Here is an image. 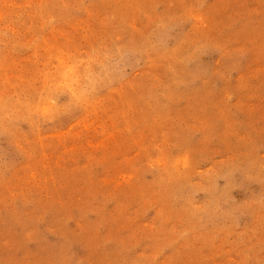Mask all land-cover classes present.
<instances>
[{"label":"rangeland","instance_id":"rangeland-1","mask_svg":"<svg viewBox=\"0 0 264 264\" xmlns=\"http://www.w3.org/2000/svg\"><path fill=\"white\" fill-rule=\"evenodd\" d=\"M0 264H264V0H0Z\"/></svg>","mask_w":264,"mask_h":264}]
</instances>
